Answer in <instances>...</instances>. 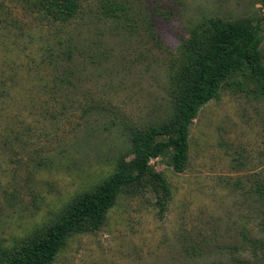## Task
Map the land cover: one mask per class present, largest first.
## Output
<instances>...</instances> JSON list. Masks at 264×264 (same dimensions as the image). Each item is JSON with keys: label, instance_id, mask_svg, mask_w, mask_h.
Wrapping results in <instances>:
<instances>
[{"label": "rangeland", "instance_id": "374dc122", "mask_svg": "<svg viewBox=\"0 0 264 264\" xmlns=\"http://www.w3.org/2000/svg\"><path fill=\"white\" fill-rule=\"evenodd\" d=\"M32 1L0 0V251L132 163L134 131L169 123L208 19L259 23L264 62V0H76L61 28ZM151 165L170 198L151 178L125 188L102 228L73 236L54 264H264V95L247 70L201 109L183 173L171 154Z\"/></svg>", "mask_w": 264, "mask_h": 264}, {"label": "trees", "instance_id": "16d2710c", "mask_svg": "<svg viewBox=\"0 0 264 264\" xmlns=\"http://www.w3.org/2000/svg\"><path fill=\"white\" fill-rule=\"evenodd\" d=\"M32 4L40 22L48 21L52 26L60 28L73 20L79 11L76 0H34ZM109 7V14L120 9V6L115 5ZM207 25L209 31L203 39H191L185 52V65L174 81V116L169 123L134 131L131 137L135 155L133 162L121 159L109 178L91 191L77 196L59 213L57 221L48 225L39 236L21 241L15 247L1 249L2 264H54L69 239L77 234L102 228L124 189L145 178L158 183L165 199L170 198L168 181L163 174L153 169L152 159L171 154L174 170L183 173L189 160L191 126L201 109L217 99L223 85L229 83L239 72L247 70L257 80L264 95L260 24L246 25L211 18L207 20ZM58 32L56 39L59 37ZM58 43L63 45V40L58 39ZM55 54L57 55L53 52L51 56ZM58 54L62 55L63 51ZM161 136L168 138L156 141ZM259 189L264 196V188ZM158 204L161 211H164L166 203L163 198L159 199Z\"/></svg>", "mask_w": 264, "mask_h": 264}]
</instances>
